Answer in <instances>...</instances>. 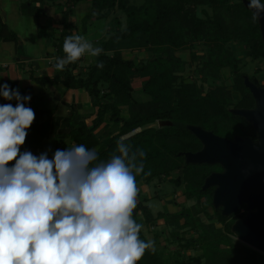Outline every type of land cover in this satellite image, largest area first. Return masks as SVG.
<instances>
[{"label": "trees", "instance_id": "16d2710c", "mask_svg": "<svg viewBox=\"0 0 264 264\" xmlns=\"http://www.w3.org/2000/svg\"><path fill=\"white\" fill-rule=\"evenodd\" d=\"M80 1L86 0H30L22 5L24 14L38 17L44 14L45 5L60 6L62 28L58 35H53L54 40H58L53 44L59 57L65 55V38L78 29L71 17ZM90 1L97 9L90 18L107 19L115 10H120L126 15V25L123 26L119 16L114 17L110 31L98 46L103 51L85 70L75 72L81 68L80 58L52 76L37 75L33 70L30 76L43 87L60 85L65 90L85 89L92 98L95 117L91 124L75 111L69 115L67 137L73 145L95 148L99 159L107 160L115 151L116 141L123 140L133 151L142 149L146 153L144 172L150 170L151 174L138 175L137 185L164 180L179 172V176L170 181L177 188H184L188 200H196L190 207L182 205L174 212L161 211L155 215L151 206L145 204L149 198L144 195L133 212V219L143 225L140 238L149 240L144 226L153 227L157 220L164 219L165 224L173 228L171 236L178 240L179 249L166 253L159 245L161 233H158L153 240L155 252L146 251L138 264H189L194 261L200 264H264V253L231 237L234 222L244 214L237 218H233L237 212L224 215L221 208L213 205L216 187L204 189L206 178L222 171V166L189 163L186 159V153L197 152L203 147L191 126L233 139L235 136L257 139L253 125L233 109H249L256 104L245 84L246 76L264 86L256 75L244 70V57L235 53V46H241L252 61H264L260 22H253L252 10L243 0H143L141 4L132 0ZM0 39L20 40L3 21L1 13ZM126 50H143L153 56L137 60L135 54L126 56ZM184 50L189 51V60L177 54ZM99 62H103L102 69L97 67ZM194 64L193 72L187 73ZM228 72H231L232 83H218ZM137 76H146L142 85L146 99H137L134 95L133 82ZM3 83L11 88H17L18 84L12 79L0 82ZM20 93L30 94L31 101L36 96L32 86ZM6 103L16 104L0 97V105ZM32 109L35 120L21 152L42 149L50 137L60 142L63 115L57 114L55 108ZM159 120L170 124L159 127L156 125ZM138 129L141 130L135 132ZM209 208H213V214L209 213ZM241 209L242 206L238 213ZM140 212L143 219L139 218ZM201 213L211 220L215 216L224 228H218L215 222H204ZM188 232H194L195 236L187 237ZM188 249L201 253L189 258L184 254Z\"/></svg>", "mask_w": 264, "mask_h": 264}, {"label": "clouds", "instance_id": "9594fccd", "mask_svg": "<svg viewBox=\"0 0 264 264\" xmlns=\"http://www.w3.org/2000/svg\"><path fill=\"white\" fill-rule=\"evenodd\" d=\"M248 8L259 23L262 0ZM102 51L82 35L67 36L55 67ZM0 97L16 102L0 105V264H138L154 253L155 242L140 238L143 225L133 219L136 177L151 174L144 150L117 140L107 160L84 144L57 149L52 158L21 152L35 120L31 95L3 83Z\"/></svg>", "mask_w": 264, "mask_h": 264}, {"label": "rangeland", "instance_id": "374dc122", "mask_svg": "<svg viewBox=\"0 0 264 264\" xmlns=\"http://www.w3.org/2000/svg\"><path fill=\"white\" fill-rule=\"evenodd\" d=\"M20 1H24L23 3L21 2V6L24 3L29 2V0H20ZM9 2H11V0H9ZM132 2H137V4H141L143 0H132ZM6 3L7 2H5L4 0H0V8H2L4 11L6 10ZM54 6L56 7V13L59 15V19H60L62 17V12H61L62 10L60 6L58 5H54ZM19 11L21 12L20 13L21 18L23 17L25 21L21 19H16V26L20 25L18 27L19 31H21L23 27V29H25L24 34L28 36V39L30 41H33L31 45L30 53L32 55H35V57H39V53H40V55H42L45 58L44 59L45 64H48L47 57L49 53L48 52L49 48L47 49V45H49L48 43H50L52 40L53 41H58V40L57 39L54 40V37L51 40V38L46 37V36H41L39 39V35H37V33L41 34L43 32L42 31L43 26L41 24L39 25L40 30L37 31V20L39 19V17L34 14H28V15L26 13L24 14L22 12V9ZM93 12H97V9L92 7V2L90 0L80 1L74 7V14L71 17V21L74 24H77L76 26L78 28L77 30L73 32V35L84 36L85 39L88 40L92 44L93 48H98V46L101 44L102 39L106 38V33L110 31L111 26H112L111 21L114 20V17L119 16L122 20L123 26L126 25L127 19H126L125 13L120 10H115L114 13H111L109 18L102 19V20H98L96 18H90L89 15L92 14ZM57 22L58 21H56V23ZM84 26L86 27V29L84 28ZM11 31H15L17 33V31L13 28H11ZM25 51H26L25 47H20V53H21L20 57L28 56L27 54H25L26 53ZM235 53L244 57L245 59L244 60L245 62L244 70L249 75H256V77L260 80V82L264 84V61H252V59L249 56H246L244 49L241 48V46L240 47L235 46ZM134 54L137 55L136 57L137 60H141V59L153 56L152 53H147L144 51L142 52L141 51L135 52V50L125 51L126 56H132ZM177 54L185 60L190 59L189 51H185V50L179 51ZM80 60H81L80 62L81 68H79L78 71H80V69L81 71L85 70V68L88 65L93 64V62H95L94 57L88 53L83 55ZM195 67H196V64H194V66L189 68L187 73H192ZM259 67H261L262 69L260 71H256L257 68ZM145 79H146V76L145 77H140V76L134 77V82H133V85L135 88L134 95L137 99L142 100V99L147 98L142 92V85ZM198 82L201 83L200 80ZM217 82L218 83L225 82V83L231 84L232 83L231 72L225 73L223 78L219 79ZM209 86L210 84H206V87H209ZM36 102L37 100L33 102L34 106H36L35 104ZM66 110L64 109L62 111L63 114H65V116H67ZM70 110H73V109H70ZM93 112H94V109L91 108L88 111L81 112L79 114L84 116V119H86V121L91 124L93 118L95 117ZM156 125L159 126V124L157 123ZM69 126H70V120L66 118L65 124L63 123V127H61L60 129V134H61L60 142H58L54 137H50L45 140L44 147L42 148V152L48 151L49 158H52V155L55 152V150L60 149V148H63L64 150V149H67L68 147L73 146V144L70 142V140L67 137V133L69 132V128H70ZM223 137H226V136H223ZM230 139H233V138H230ZM179 174L180 173L177 172L170 178H176L179 176ZM170 178H165L164 180L156 179L150 184H145V183L138 184L137 186L139 188V193L137 196V206L140 200L144 198V195H146L149 198L145 204H148L151 206L152 211L155 215H157L161 211L174 212L176 210H179L182 205H185L186 207H190L193 204H195L196 200L195 199L188 200L183 193L184 188L183 187L177 188L175 184L172 181H170ZM209 213L213 214V208H209ZM247 213H248V210H247L246 205H242V209L240 210V212L239 213L237 212V214L233 218L235 217L237 218L241 214H244L245 216ZM200 216L202 217V220L204 222L206 223L215 222L218 228H224V224H222L221 222H218L215 216H214V220H211L205 213H201ZM139 218L140 219L144 218L141 212L139 213ZM172 229L173 228L168 227L165 224L164 219H159L156 221V224L153 227H149L145 225L144 233L149 240H154L155 236L158 233H161L159 245L160 247L164 248L166 253H168L171 250L174 251V250L179 249L178 240L171 236ZM186 236L191 237V236H195V234L194 232H188ZM231 237L236 242H242L241 239H239V237L235 233H233ZM200 253L201 251H198L197 249H188L185 251L184 254L186 255V257L190 258ZM189 264H200V261H194Z\"/></svg>", "mask_w": 264, "mask_h": 264}, {"label": "water", "instance_id": "95a60500", "mask_svg": "<svg viewBox=\"0 0 264 264\" xmlns=\"http://www.w3.org/2000/svg\"><path fill=\"white\" fill-rule=\"evenodd\" d=\"M243 1L248 7L250 0ZM260 26L264 40V17ZM245 84L256 104L253 108L233 111L253 125L257 139L241 136L230 139L200 126H191L203 147L197 152L186 153V159L189 163L222 166V171L206 178L204 189L216 187L213 205L221 208L226 216L246 205L248 213L236 220L232 231L242 242L264 253V86L257 85L248 76ZM157 124L161 127L170 122L159 120Z\"/></svg>", "mask_w": 264, "mask_h": 264}, {"label": "crops", "instance_id": "0c3cea01", "mask_svg": "<svg viewBox=\"0 0 264 264\" xmlns=\"http://www.w3.org/2000/svg\"><path fill=\"white\" fill-rule=\"evenodd\" d=\"M4 1L7 2L6 10L4 11L2 8H0V13L3 18V21L7 24L10 30L11 28H13L17 31L20 40L19 42H15L0 39V82H5L11 79L16 80L18 82L17 88L19 89V91H23L25 88L32 86L34 89V94L36 96L32 101H30L27 106L31 108H55L57 114L63 115L64 124L66 122V118L69 119V115L70 113H72L73 110L77 113H81L93 108L92 98L89 96L85 89L65 90L60 85L43 87L42 85L35 83L31 79L30 73L32 70L37 75L50 76H52L57 71L55 64L56 58L58 57V53L56 47L53 44L52 39L53 35L59 34L62 25L59 23L61 18L59 19V15L56 13V7L54 5H45L44 14L40 16L37 20V31L40 30V24L43 26V34L37 33V35H39V39L41 36H46L51 38L52 40L50 43H48L49 45H47V49L49 48V53L47 57L48 64H45V58L40 55V53L39 57H35V55H32L30 53L33 41H30L28 39V36L24 34L25 29H23L22 27V30L19 31L18 27L20 25L16 26V19H21L25 21L23 17L21 18V12L19 11L22 9L21 2L23 3L24 1ZM34 4L39 5V3ZM56 21L58 22L56 23ZM20 47H25V54H27L28 56L20 57ZM137 51L140 50H135V52ZM78 70L79 69H77L75 72L78 73ZM35 100H37V102L35 103L36 106L33 105V102ZM64 109H67L66 111L68 117L63 114L62 111ZM29 151H31L34 155L39 156L42 152V149H33Z\"/></svg>", "mask_w": 264, "mask_h": 264}]
</instances>
